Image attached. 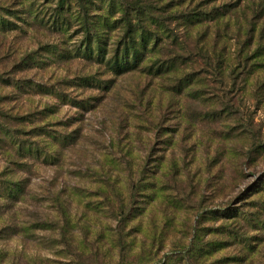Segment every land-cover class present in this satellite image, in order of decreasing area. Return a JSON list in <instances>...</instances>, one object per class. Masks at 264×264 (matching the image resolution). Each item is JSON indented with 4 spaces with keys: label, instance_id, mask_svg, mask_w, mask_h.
Segmentation results:
<instances>
[{
    "label": "rangeland",
    "instance_id": "obj_1",
    "mask_svg": "<svg viewBox=\"0 0 264 264\" xmlns=\"http://www.w3.org/2000/svg\"><path fill=\"white\" fill-rule=\"evenodd\" d=\"M57 1L0 0L17 11L0 29L17 133L0 135V264H264V0H124L151 34L119 73L82 41L83 0ZM87 4L88 23L120 17ZM105 34L112 66L120 28Z\"/></svg>",
    "mask_w": 264,
    "mask_h": 264
},
{
    "label": "trees",
    "instance_id": "obj_2",
    "mask_svg": "<svg viewBox=\"0 0 264 264\" xmlns=\"http://www.w3.org/2000/svg\"><path fill=\"white\" fill-rule=\"evenodd\" d=\"M101 2L108 1L109 6L111 9L115 8L116 5L119 6L120 11V17L118 19H113L110 23V11L108 10L106 14L98 15L97 17H102L101 20L96 19L93 20V22L88 23L86 17L88 16V12L84 10V7H87V3H93V0H83L81 1V8L83 9L79 16H81V20L83 22V33L85 36H83L82 41L84 42L85 47L90 50V55L93 54V49H96V55L98 57V61L105 62L104 66H106L109 70H113L115 73H119L122 69L123 71L135 69L138 67V65L143 60V56L145 57L147 54L148 46H149V40H150V34L151 31L147 29L146 25L144 24L145 19L142 18L141 13L138 14L131 13L130 5H125L124 0H100ZM65 4L68 5L67 0H58L57 1V7L60 9V12L64 10ZM123 4V5H122ZM125 5V6H124ZM67 8V6H66ZM57 9V8H56ZM15 10L10 9L9 7H0V29L7 30L10 27L11 21L6 18L7 16L16 15ZM86 16V17H85ZM218 17L216 11L212 9L211 11H205L203 12V18L214 20ZM196 22H201L202 19L194 17ZM191 21V20H190ZM192 22V21H191ZM118 24V25H117ZM120 28V38L116 46V50L113 54V61L112 66L109 64L106 60L107 55V48H108V41L109 38L105 31L111 30L112 28L116 27ZM104 32V33H103ZM95 45V46H94ZM259 49H262V51L259 54H264V45L259 46ZM92 51V52H91ZM109 61V60H108ZM106 63L108 65H106ZM0 115L3 117V120H7L8 115L6 113H0ZM30 115H22V116H14L11 119L17 120L19 119V123H24L26 121L30 122ZM18 122V121H17ZM0 135H4L6 139H9V136L17 135V133L14 131L13 133H10L8 131V127L5 123H2L0 121ZM43 127H35L31 129V132L35 133L37 130L38 132L35 133L37 135L42 134ZM27 133V132H26ZM1 138V137H0ZM18 149L22 150L23 142L18 144ZM2 182H6V184L2 185L4 194L6 198H10L14 200L18 196H20L23 192V181H9L4 180ZM197 237H194L191 242V247L196 246ZM192 250V249H191Z\"/></svg>",
    "mask_w": 264,
    "mask_h": 264
}]
</instances>
